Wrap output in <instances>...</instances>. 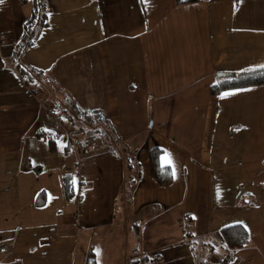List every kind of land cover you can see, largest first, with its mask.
<instances>
[{
  "label": "crops",
  "instance_id": "obj_1",
  "mask_svg": "<svg viewBox=\"0 0 264 264\" xmlns=\"http://www.w3.org/2000/svg\"><path fill=\"white\" fill-rule=\"evenodd\" d=\"M46 3L24 55L40 86L15 58L33 0L0 2V264H264V149L243 153L264 145V85L212 93L264 67V0ZM69 98L102 112L108 135L66 121ZM153 148L170 186L152 177ZM250 165L248 185L229 184ZM236 224L250 241L231 251L216 234Z\"/></svg>",
  "mask_w": 264,
  "mask_h": 264
},
{
  "label": "trees",
  "instance_id": "obj_2",
  "mask_svg": "<svg viewBox=\"0 0 264 264\" xmlns=\"http://www.w3.org/2000/svg\"><path fill=\"white\" fill-rule=\"evenodd\" d=\"M179 4L199 3L205 0H176ZM33 17L28 22L24 35L17 45L15 58L18 60V70L26 84L43 85V72L26 66L24 62V55L39 39L40 34L48 25V9L46 0H33ZM264 85V67L255 68L253 70H245L238 73L224 74V77L213 87L212 93L219 95L225 91L233 89H242L253 86ZM66 121L73 125L78 124L80 129L84 132L90 129L94 134L101 136L108 135L107 120L102 112H84L73 100L69 98L67 104L60 109ZM37 137L47 140L52 150H55L56 136L46 132H39ZM107 137V136H106ZM162 152L158 148H153L150 151L151 173L153 179L160 186H170L172 184V172L168 167L160 165V156ZM66 193L72 196L70 182L66 180ZM218 241L228 250L237 251L247 246L250 241L249 231L242 224H236L226 227L217 232Z\"/></svg>",
  "mask_w": 264,
  "mask_h": 264
},
{
  "label": "rangeland",
  "instance_id": "obj_3",
  "mask_svg": "<svg viewBox=\"0 0 264 264\" xmlns=\"http://www.w3.org/2000/svg\"><path fill=\"white\" fill-rule=\"evenodd\" d=\"M122 98H124V95H122ZM221 108H222V106H221ZM131 111L132 110H129L130 113H131ZM221 115L222 114H221V110H220V113H219L218 118H217V133H216V138L217 139L220 138V129L219 128H220V125H221ZM225 133H226V138H229V131H228V129H226V132ZM263 135H264V133L260 137H256L254 140H258V141H260L262 143L263 138H264ZM262 148L264 149L263 143L261 145L256 144L254 146L253 145H245L244 148H243V153H244V155L246 153V155H248V156H251V154H253V153H255V154L258 153L259 154V152H260V150ZM220 153H221V159L223 161H225V159L227 158V156H225L227 154V152H225V153L220 152ZM235 164L240 165L241 164L240 163V159H238ZM230 165H231V162H230ZM254 167H255V165H254ZM251 168H252L251 165L249 166V168H246V167L244 168V167H241V166L237 167L236 166V168H233V174H232V170H231L232 168H231L230 171H229V175L231 177V180L229 179V184H230V181L234 183L236 181L241 180V181H244L243 184L245 186L248 185V181H251L252 178L251 177H246L245 174L248 175L252 170H254V169H251ZM232 176L234 177V179L232 178ZM111 235L113 237H117L118 236L119 239H120L122 237V235H125V232L124 231L123 232H120L119 229H117V228L115 229L114 228L113 230H111ZM123 238H125V236H123Z\"/></svg>",
  "mask_w": 264,
  "mask_h": 264
},
{
  "label": "built area",
  "instance_id": "obj_4",
  "mask_svg": "<svg viewBox=\"0 0 264 264\" xmlns=\"http://www.w3.org/2000/svg\"><path fill=\"white\" fill-rule=\"evenodd\" d=\"M81 132L80 131H73L72 133L69 134V138L72 140V142L74 143L76 140H78L81 137ZM74 149L76 151H79L80 148L74 143ZM87 150L89 151H94L95 150V146L94 145H88L87 146Z\"/></svg>",
  "mask_w": 264,
  "mask_h": 264
},
{
  "label": "snow or ice",
  "instance_id": "obj_5",
  "mask_svg": "<svg viewBox=\"0 0 264 264\" xmlns=\"http://www.w3.org/2000/svg\"><path fill=\"white\" fill-rule=\"evenodd\" d=\"M0 2H2V0H0ZM142 2H146V0H142Z\"/></svg>",
  "mask_w": 264,
  "mask_h": 264
}]
</instances>
